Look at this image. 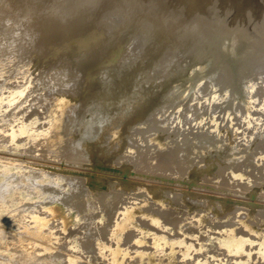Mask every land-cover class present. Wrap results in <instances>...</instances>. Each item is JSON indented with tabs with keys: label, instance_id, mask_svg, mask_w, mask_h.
Here are the masks:
<instances>
[{
	"label": "rangeland",
	"instance_id": "rangeland-1",
	"mask_svg": "<svg viewBox=\"0 0 264 264\" xmlns=\"http://www.w3.org/2000/svg\"><path fill=\"white\" fill-rule=\"evenodd\" d=\"M95 1L87 14L88 24L83 27L85 30L98 32L100 24L107 22L110 28L117 26V23L128 27V20L125 17L119 20L120 16L115 7L111 8L110 4L101 0ZM130 13L145 18L144 15L138 14V10ZM142 19L130 24L132 29H127L132 30L133 33L134 28L141 27V24L145 25ZM216 28L205 35L206 42L202 50L195 53L193 58L186 57L190 53L189 49L180 52V56L174 57L172 60L174 64L186 65L181 76L171 79L169 83L164 82V85L157 84L149 99L142 101L139 107H133L127 99H122V109H127L121 119L122 126L115 128L113 126V129H109L110 126L105 125L103 131L100 129L102 134L99 137L91 139L87 146L83 145L86 149L84 155L91 156L94 152L97 157V159L90 158L91 163L80 167L84 169L81 171L86 173L84 184L92 186L88 189L91 195L88 194L87 198H83L92 202L100 199L101 191V194L104 190L108 195L111 191L113 194L109 197L104 194L106 200H103L105 199L103 195L101 196V202L105 203H98L100 205H95L92 209L87 207L88 205L86 206L88 210L85 208V211L92 210L90 213H94L92 214L94 219L92 217L90 224L89 247L86 249L82 248L84 246L82 242L81 246L80 239V241L75 240L79 238L76 230L84 218L83 215L78 217L79 220L74 225L75 234L65 232L63 235L57 233L55 235L53 229L50 231L51 228L49 229L46 224L43 228L49 230H45L46 234L43 237H49L42 241L44 244H37L39 247L46 245L45 247L48 248L41 252L43 258L41 263L67 264L66 254H72L74 262L71 264H114L112 261L115 254L124 251L127 253V259L133 262H137L138 257L143 253L141 256L145 255V259L141 260L140 264L145 262L147 264H264V72H260L261 68H264V55L256 57L251 62L237 64L235 67L238 72L230 71L226 83L223 84L222 59H229L228 54L237 48L236 43L242 36H235L236 33L230 36V29ZM157 29H159L155 37L157 43L150 42L146 48L153 47V50L149 49L142 55L145 60L140 64L143 67L152 66L157 58L168 60L173 58L170 44L178 40L176 26ZM75 35L80 36L82 33ZM133 37L136 40V35ZM127 39L122 54L128 53L127 50L133 43L132 38ZM257 41L258 45L250 43L248 48L255 49L252 52L261 55L264 38L260 42L259 39ZM26 48L27 46L24 47L25 50ZM24 49L21 50L24 56L13 54L14 57H18L0 58V134L8 137L16 132L19 139L29 137L32 131L38 128L40 131L38 132L41 133L43 130L41 128H44L40 127L42 123L44 121L48 123L47 114H44L47 111L45 108H41L44 113L41 110L39 112L38 109L33 111L30 108L22 109L23 112L20 113L22 115L24 113V117L19 113L21 118L26 119L29 115L37 117L38 121L32 126L33 130L30 131L31 128L28 130L29 136L27 134L20 136L22 122L19 115L17 117L19 120L16 118L18 121L12 118L13 108H18L28 96L30 97L27 99L31 98L32 101L38 96L42 100L51 97L50 89L39 90L43 74L41 71L44 67L54 70L56 64L58 69L61 68L60 60L55 61L59 59L56 52L55 55L47 53L39 58L37 53L29 54L30 47L28 51L26 50L27 55ZM6 51L3 52L9 53ZM47 55H53L55 59ZM44 56L50 58H47L49 60L47 63H51V67L44 61L46 59ZM28 57L33 59L30 60ZM57 61L58 63H55ZM117 63L115 60L110 66L118 65ZM46 68L44 69L48 70ZM51 71L45 73L49 74ZM98 75L93 78L94 82L97 81ZM65 83L62 80L56 86L59 89L65 86ZM24 87L27 90L20 95ZM258 87L263 88L258 90ZM97 96L99 94L92 96L82 92L76 96L77 103L79 100L92 101ZM26 105L27 103L23 104L24 107ZM227 106L229 109L226 108ZM108 108V112L116 110L114 106ZM37 113L40 114L39 117ZM42 114L46 115L45 120ZM46 123L43 126H47ZM158 123L162 125L161 128L158 127ZM91 125L90 123L84 128L83 132L89 130ZM38 132L35 131V135L39 134ZM187 137L192 142L188 143ZM76 138L79 139L80 135ZM40 139L43 140V136L38 138V143H41ZM29 142L31 141L26 140L23 145L17 144L18 146L14 147L10 146V141L0 142V223L3 222L0 224L2 228L0 229V245L2 244L0 264H22L25 258L28 262L32 259V251L38 247L33 244L35 237L30 239L31 244L30 241L25 245L26 248L19 244L17 245L19 248L16 247V242L21 235L19 241L27 240L26 235L29 233L23 235V232L28 231L26 229L30 227L31 219L28 216H31L29 211L34 208H31L33 203L34 206L37 203L38 206L42 203L44 205L45 200L53 196L51 194L47 197L48 194L25 190L24 183L17 184L18 187L9 186L13 177L29 179L27 173L31 172L30 167L22 164L34 157L29 154L28 148L31 147ZM61 149L59 152L63 154L65 150ZM134 158L143 160L142 166L146 164L147 169L148 166L155 165L158 169L157 171L155 168V172L158 173L145 174L147 170L145 165L143 167L145 172L141 171L139 174L135 170V162L131 161ZM71 160L73 161L68 163H73L68 164L69 168L65 169L63 166L59 171L67 173L74 163L76 165L74 164L73 169L81 165H78V159ZM153 190L156 195L152 193ZM112 195L114 196L111 199ZM51 199L53 198L50 197L47 201H52ZM65 200L62 199L57 203L63 215L72 212V207L68 206ZM38 206L33 210L42 209H38ZM157 209L159 215L158 213L155 215ZM160 212L164 217L160 216ZM27 217V221L22 222ZM167 217L170 223L166 224ZM14 218H17V221ZM8 222L18 227H13ZM24 223L27 224L26 228ZM18 228L22 230L19 231ZM8 233L10 234L7 235ZM53 233L55 238L52 236ZM11 235L12 238L9 239ZM129 239L132 240L128 242ZM48 240L51 242L49 243ZM10 242L12 245L9 244ZM19 249H22L21 252ZM62 249L65 255L55 260L56 257H53L52 252ZM24 255L26 257H23ZM28 262L25 264H31Z\"/></svg>",
	"mask_w": 264,
	"mask_h": 264
},
{
	"label": "bare ground",
	"instance_id": "bare-ground-1",
	"mask_svg": "<svg viewBox=\"0 0 264 264\" xmlns=\"http://www.w3.org/2000/svg\"><path fill=\"white\" fill-rule=\"evenodd\" d=\"M94 2L96 1L0 0V52L7 50L9 51V53H12L9 56V53L7 51V54L3 52L0 54V58L6 56L9 59L11 56L13 58L15 55L20 56V54L21 56H24L21 50L22 48L24 49V47L27 46L26 50L28 49V47H30L29 54L31 52V54L37 53L39 58L40 56L43 57V55L47 53H53L55 55L54 52H56L57 57L59 56V59L56 56L55 57L57 59H55L53 55L47 56H52L53 60L55 59V61L60 60L59 64L61 66V68L58 69L56 64V69H54L55 67L53 66L54 70L44 67L45 62H49L48 59L51 58L44 56L46 59L44 58L45 62L43 67L48 70H45L43 68L42 71H44H41V73L43 74L41 77V88L39 90L50 89V94L52 96L45 100H42L38 96L33 101L31 100V98L27 99L30 96L25 97V100H23V102L27 103V105L24 107L23 103L18 106V108L14 107L13 112L11 113L12 118L16 119L19 113L23 112L22 109L24 108V110L30 108L32 111L33 109H38L39 112L41 108H45L47 113H44L43 110H41V112L47 114V116L43 114L42 115L44 117V120L45 116L47 117L48 123H46L47 121H44V123H42L43 125L46 123L47 126H40L44 127L41 128L43 129L41 130V133H39L40 131L38 128V130L35 131H39V134L35 135V131L32 128V126H34L38 121L37 117L34 118L33 116H29L27 113H25L28 115V119H23L19 115L22 122L19 135L27 134L30 128V131H34H32L34 135L32 133L30 135L29 131V134H27L28 136L30 135L29 137H20L21 139H19V136L16 132H12L13 134L9 135L8 137L0 134V142L2 140L10 141V146L12 145L11 147L23 145L26 140H30L31 142H29V144L31 143V147H29L28 150L29 154L32 155V157L34 156L32 160L29 161L26 159V163H22L23 165H28L30 167L31 172L27 173V177H29V179L27 180L26 177H13L10 180L11 183L9 184V186H17V184L20 185L24 183L25 190H35V193L37 191V194H48L47 197L51 194L53 195L50 196L53 198L51 199L52 201L49 200L50 203L47 201L50 197H46L47 200H45L44 205H42L43 203L39 205L40 207L37 205L39 203H37L36 206H34L35 203H33L34 205L31 206V208H37L38 206V209H42L33 210V208L31 211H29L31 212V216H28L30 217L29 219H31L29 223L30 227L26 229L28 231H24L25 233L22 231L23 235L29 233L28 235H26L28 241L26 239V241L24 239H21L19 241V239L22 238V235L19 233L21 237L19 239L17 238L18 242H16V247H18V244L21 247H25V245L29 243L31 241L30 239L33 237H35V241H33L34 245H40L39 243L44 244V242L42 241H45L44 239L49 236H43L50 228V231H52L53 229L55 235L56 233L58 235H63V233L65 232H72V234H75L77 232L79 238H75V240H81L80 243L82 242L84 246L82 248L86 249V247H89V237L91 235L90 224L92 223V214L94 213H90L92 212V210L90 212L85 211V208L87 205V207L92 209L93 206L95 207V205H100L98 203L103 204L104 201L101 202V196L103 195V198H105L104 194H106V192L104 190L103 194H101V191L100 199H96L92 202H88L86 201V199H84L85 197L87 198V196L91 195V192L88 193V189L92 186H87V184H84V182L86 181V173H83V171L81 170L84 169L80 167H83L82 165L91 163L90 158L97 159V157L94 155V152L92 151V155L90 154L91 156L84 155L86 153V149L84 148V146H87L91 139H95L99 137L100 134H102V132H100V129H102L103 131V126L109 125V129H113L116 126H122L123 123L121 119H123L122 116L127 110L122 109V99H127L128 103L133 107H139L142 104V101H147L149 99L151 94L154 92V88L157 84L164 85V82L169 83L171 82V79H175L178 75L181 76L183 74L184 67L186 68V65H176L172 61L174 57L180 56V52L189 49L190 53H188L186 57L189 56L193 58V55L195 53L199 52V50H202V46H204L206 42L205 35L212 32L216 27H221V29L223 27L224 29H230L231 32H228L230 36H232L233 33H236L235 36H242V38H239L237 43L235 42L237 48L234 49L232 53L228 54L229 59H222L221 65L224 70L223 84L226 83L227 78L230 75V71L238 72L235 67L237 64L251 62V60H254L256 57L264 55V46L261 55L257 54L256 52H252L255 49L251 50L248 48V45L250 43H255L258 45L257 39H259L260 42L264 38V0H101V2L110 4L109 6L111 8L115 7L116 12L119 14L117 15L120 16L119 20H121V17H125L126 20H128L129 25L133 24V22L137 21L138 19H142L141 17H137L139 15L135 16L130 12L138 10V14L144 15L145 18L142 20L145 22V25L141 24V27L134 28L133 33L132 30L129 31L127 29H132L129 25L128 27L126 25L120 26L117 22V26H111V28L108 26V22L105 24H100L98 32H91V29L88 31L85 30L83 27L88 24L86 22V17L91 8L94 6ZM143 6H145V8H143ZM155 12L157 13L155 14ZM174 25L178 30V40L177 42L170 44L173 58L170 60L157 58L152 66H149L148 68L143 67V65L140 64L145 60L142 58L143 53L147 52L149 49L153 50V47L146 49L149 45L148 43H157V39H155V37H157L156 34L159 31V29L157 28H171L174 27ZM76 33H82V35H75ZM131 34L133 36L136 35V40L133 39L134 37L131 36ZM128 37L133 39H130L133 41V43L132 45L130 44L131 48L127 50L128 53L123 52L124 54H122V51L125 48L124 46H126V42H128ZM67 42H69L68 46ZM127 45L129 44L127 43ZM68 49H71V52L68 51ZM26 50L24 49L25 54ZM217 53L218 52H216V54ZM29 59L32 60L33 58L31 59L30 57ZM35 60H37V58H35ZM115 60L118 62V65L110 66L111 63H113ZM58 61L55 63H58ZM49 65L51 67V63ZM261 69L262 70L260 72H264V68ZM47 71H51V73H45ZM96 74L99 75L96 78L97 81L94 82L93 78ZM62 80L66 82L65 86L58 89L56 85ZM259 87L258 90L263 88ZM26 88L28 89L29 86H27ZM204 88L206 87L204 86ZM27 89H25L24 87V90L20 91V95H23ZM204 91L206 92V90ZM233 91L234 90H232V93H234ZM37 92L39 93V91ZM82 92H86V94L92 96H94V94H99V96H97L96 98L94 97L92 101L79 100V103H77L78 98H76V96L80 95ZM109 106H114L116 110L114 112H112V110L111 112H108L109 110L107 111V108ZM226 108L229 109L228 106ZM36 115H38L39 117L40 114L37 113ZM22 116L24 117V113ZM17 119L19 120V118ZM90 123L92 124L90 126L91 128L89 127V130H85L83 132L84 128L89 126ZM158 127L161 128L162 125L160 124ZM78 135H80L79 139L76 138ZM41 136H43V140H41V138V143H38V138ZM187 140L188 143L192 142V140L188 137ZM64 143L67 144L64 146ZM61 148H64L63 150H65L63 154L59 152V149ZM155 149L157 148L155 147ZM70 157H72L71 159L74 158V160H79L78 165L81 164L80 166H77L79 168L77 169V167H74L76 169H73V166L76 165V163H74L75 165L73 164V166H70L72 169H69V171L67 170V173L59 171L63 166H65V169H67L69 168L68 164L72 165L73 162L68 163L73 161L70 159ZM136 159L134 158V160L132 159L131 161L132 163L135 162V170L139 173L143 171V167H145L146 164L142 166L144 161L140 160L143 161L141 163L138 160L141 159L140 157H138L137 160ZM155 168L157 169V167H155L154 165L150 167L148 166L147 169L146 165L145 169L147 170L146 172L145 170L143 172H145V174H153L156 171ZM66 190H68L67 194ZM31 192L34 193V191ZM108 192L109 191H107V193ZM109 193L113 194L112 191ZM114 193L116 194V192ZM152 193L154 194V190ZM154 195H156V193ZM113 196L114 195H112L111 199L113 198ZM81 198L83 199V201H81ZM62 199H66L65 201L67 202L68 206L72 207V212H70L69 214L63 215V213L60 212L61 209L59 208L57 203L60 202V200L62 201ZM103 200H106V198ZM47 202L48 205L46 204ZM66 202L63 203L66 204ZM86 209L88 210V208ZM158 210L159 209H157V211ZM155 213V215H157V213L159 215V211H155ZM81 215H83L84 218L81 221V224H79L76 232L73 233L74 225H76L79 220L78 217ZM161 215L162 214L160 212V216ZM162 216L164 217V215ZM28 217L26 219H23L22 222H26ZM14 219H16L17 221V218ZM20 219H22V217ZM166 220H168V217L166 218ZM169 220L166 222V224L170 223ZM1 223L3 224V222ZM13 223L14 222H12V224ZM4 224L6 223L4 222ZM12 224L11 226H13ZM46 224H48L49 226V229L46 228L47 230L43 228ZM25 225L27 224L24 223V227ZM15 227L17 228L18 225ZM0 229L2 228L0 227ZM49 232H47V235H49ZM54 233L52 236H54ZM9 234L10 233H8L7 235ZM8 238H12V235ZM50 238H52L51 235ZM53 238H55V236ZM132 239H129L128 242ZM31 243L32 241L30 242V244ZM9 244H11V242ZM45 246H41L42 248L38 246L40 249L38 247L35 248V250L32 249V259H28L30 260L28 262L25 258L26 262L31 264H43L41 263V259L43 260L41 252L48 250V248ZM20 250L22 249H19V251ZM52 254L54 255L53 257H56L55 260L57 259V257L65 255L63 253V249L61 251L55 250L52 252ZM142 254L143 253L140 254V257H138L139 260H137V262H133L127 259L126 252H119L116 253L113 257L112 263L140 264L141 260L144 261L145 259V255H143L144 257H142ZM66 255V263H73V255ZM23 257L26 256L24 255ZM23 262L22 264L26 263ZM145 264L147 263L145 262Z\"/></svg>",
	"mask_w": 264,
	"mask_h": 264
}]
</instances>
